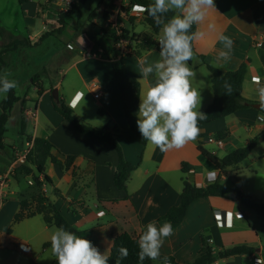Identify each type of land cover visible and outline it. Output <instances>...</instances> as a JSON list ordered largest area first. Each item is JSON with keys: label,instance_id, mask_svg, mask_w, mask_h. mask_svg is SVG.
Returning a JSON list of instances; mask_svg holds the SVG:
<instances>
[{"label": "crops", "instance_id": "obj_1", "mask_svg": "<svg viewBox=\"0 0 264 264\" xmlns=\"http://www.w3.org/2000/svg\"><path fill=\"white\" fill-rule=\"evenodd\" d=\"M214 2L217 11L211 10L203 23L194 24L196 31L204 32L205 36L203 39L194 40V58L188 61L190 68L196 73L192 79V87L200 91V111L204 113L214 101L213 76L206 64L227 73L238 70L246 63L243 96L255 105H259L258 89L264 87V47L258 48L255 44L258 39L264 38V22L255 23L254 10L264 4V0H214ZM32 3L33 1L30 0L29 5ZM57 5L59 7L58 3ZM110 9L97 13L92 20L101 18ZM210 25L213 27H209ZM48 31L47 29L46 32L39 34L36 39L33 37L29 39L35 43ZM65 31L66 29L62 34ZM144 32L149 33L150 30ZM221 33L234 41L229 61L217 60V53L222 49V44L218 40ZM101 38V31L98 35L92 31L84 32L74 44L77 57L71 54V58H63L65 62L73 60L69 69L75 70L79 86L67 104L80 120L98 128L111 125L115 132H121L118 142L124 159L137 167L128 181V190L118 189L114 182L119 162L117 152L106 143L76 132L56 111L52 90L45 89L37 97L35 119L31 120L33 131L30 136L33 139L49 140L55 147L53 154L63 162L67 156L75 157V177L73 168L63 170L60 165L50 161L46 164V174L51 179L52 185H45L43 191L75 229L83 232L86 239L90 240L101 253L109 256L114 239L118 235L129 233L140 236L149 222L155 220L158 226L166 222L163 217L167 212L180 205L185 181L199 187L220 181L224 186L232 187L234 178H238L242 169V164L237 168L239 173L232 168L227 170L229 174L234 172L233 179L230 180L203 157L198 148L201 145L222 159L233 151L246 147L253 140L264 135V111L253 105L237 111L227 119L200 126L197 139L181 149L162 152L148 142L140 160L142 147L126 119L122 95L112 67L114 60L107 57L105 52H101L95 58L87 59L78 49L80 40L100 42L105 47ZM145 59L150 63L158 60L159 52L154 49L144 52L139 57L126 58L124 62L126 75L140 81L141 95L154 83V76L141 79L139 63ZM57 87L58 90L61 89L59 84ZM97 92L101 93L98 99L95 98ZM78 93L90 95L94 103L90 107L92 112H85L87 106L81 107L86 95L83 99H78ZM94 110L97 113L98 110H103L107 115L100 119L95 118ZM30 112L33 111L29 110L25 114L28 115ZM26 121L30 119L26 117ZM26 128L27 125L24 134ZM223 133L225 140H221L224 141L225 146L219 150L226 152L220 157L215 149L211 150L207 147L211 144L206 140L211 135L219 138ZM27 137L23 139L20 147L11 149L6 147L0 152V178L13 177L16 168L23 164L25 152L31 151L34 146L33 142L27 141ZM186 163L190 171L183 173L182 166ZM31 180L32 177L25 176L8 180V199L0 205V264L31 262L52 264L56 261L51 245L49 247L45 245L51 244V235L58 228L48 225L41 215L14 225V218L20 211L21 195L29 187L28 183ZM237 185L239 186V181ZM261 196H264V190L260 192L258 198H264ZM244 208L238 201L224 197H208L194 202L182 224L174 230L171 237L165 239L160 250L161 256H172L178 264H191L198 257L203 241H206L215 254L236 246L256 249L254 255L220 259L214 264H253V262L264 264V236L261 237L254 226L253 215L250 212L252 210L247 208L244 210Z\"/></svg>", "mask_w": 264, "mask_h": 264}, {"label": "trees", "instance_id": "obj_2", "mask_svg": "<svg viewBox=\"0 0 264 264\" xmlns=\"http://www.w3.org/2000/svg\"><path fill=\"white\" fill-rule=\"evenodd\" d=\"M105 1L107 3L110 2V0ZM18 2L24 10L28 9L30 0H18ZM137 2L144 6L153 3V1L150 0H137ZM85 3L86 0H83L79 6L75 7L69 13L60 15L58 20L60 27L57 30L59 31V34H62L65 30V27L67 26V18L80 11ZM173 14L174 13L169 12L167 16L170 18ZM96 16L97 14L94 13L91 18ZM108 16L109 12L107 11L101 16V19L105 20L108 18ZM254 21L256 24L264 22V4L258 6L254 10ZM144 24L148 25L152 32L135 35L134 43L136 44V51L133 54L128 55L126 58L139 57L144 52L154 49L160 52L158 40L155 38L159 36L160 28L147 13ZM191 31L196 32L195 25L192 26ZM0 35L3 40L0 52V75L3 69H5V64L1 58L2 55L15 52L20 48L37 46L46 38H48V36H50L49 34H44L37 42L33 43L30 39H20L13 36L1 26ZM105 38L106 36H102L101 40H104ZM192 46L194 51V41ZM106 56L109 57L108 55ZM126 58H122L120 61H113L112 67L122 95V102L128 125L138 137L139 143L142 147L140 155V160H142L144 150L148 144V141L143 140L136 124L142 88L138 79L126 75L124 69V62ZM202 60L204 61V57H202ZM206 65L213 76L212 84L214 90V101L204 112L207 115V118L199 121V127L219 120L227 119L237 111L247 109L255 105L254 102L247 100L243 96V82L247 73L246 63L242 64L238 70L227 73H223L221 70L208 64ZM33 83L35 84L36 80H33ZM225 84H228L231 87V92L225 88ZM38 88L41 94L44 90L40 86H38ZM19 102L20 98L17 97L15 89H12L7 93V98L2 103V112L0 115V152L6 148L4 140L5 134L7 132V125L11 118V113L14 106ZM55 109L62 115L65 121L75 129L76 132L83 136L106 143L117 152L119 162L117 171L115 173L114 182L118 189L127 191L128 181L137 167L124 159L122 148L118 142L121 132H115L110 127H94L90 124L80 121L78 118H76L74 110L68 106V104H66L63 98H60L59 102H55ZM99 113L102 115H107V113L103 110H100ZM25 126L26 119L23 116L21 121L22 135H24ZM219 138L224 139L225 134H220ZM260 139L264 140V135L253 140L246 147L237 149L222 159L210 153L201 145L199 146L198 150L203 157H205L215 166L218 171L226 175V177L231 180L233 179L234 172L229 174L227 173V170L232 168L239 173L237 168L251 155ZM27 141L30 143L33 142L34 146L27 156L26 163L19 165L16 168L15 178L18 179L20 176L32 177V180L35 183V191L33 194L28 196L21 195L20 211L14 218V225L21 223L25 219L41 215L48 225L54 226L56 228L63 227L68 231L74 232L80 237L86 238L83 232L78 231L68 222L56 205L46 197V194L43 191V187L45 185H52L51 179L46 174V164L50 161L60 165L63 170H70L73 168V174L75 177V157L67 156L66 160L63 162L53 154L55 147L49 140L45 138L33 139L31 136H28ZM182 171L183 173H188L190 171V167L187 163L182 166ZM238 181V178L235 177L232 187H226L220 181H217L214 184L208 185L206 187H199L196 184L185 181L181 194L180 205L171 208L163 217V220L171 222L173 229L176 230L186 218L190 206L194 202L208 197H224L230 200L238 201L245 208L256 212L260 217H264V202L244 194L237 185ZM73 213L75 214V212ZM138 240L139 236L131 235L129 233H122L121 235H118L114 239L113 247L109 255V264H116L117 259L120 257L119 249L122 247L127 249L128 255L127 257L120 260V264H141L138 257ZM50 245L51 244H46L45 247H49ZM255 253L256 249L252 247L236 246L232 249L224 250L218 254H215L212 247L206 241H203V247L198 257L191 264H214L220 259H227L235 256L254 255ZM163 257L164 256H161V260L155 261L146 258L143 261V264L162 263ZM167 257L169 258L171 264H178L174 257ZM30 264L37 263L31 262ZM52 264H57V262L54 261Z\"/></svg>", "mask_w": 264, "mask_h": 264}, {"label": "clouds", "instance_id": "obj_3", "mask_svg": "<svg viewBox=\"0 0 264 264\" xmlns=\"http://www.w3.org/2000/svg\"><path fill=\"white\" fill-rule=\"evenodd\" d=\"M211 10L217 11L214 0H153L142 7V11L160 28L161 34L158 39L159 59L151 63L145 59L139 63L141 79L154 76V83L140 95L136 124L143 140L162 152L181 149L195 141L200 133L199 121L207 118L200 111V91L192 87L196 73L188 61L194 58L193 41L205 36L199 30L192 32V26L203 23ZM169 12L174 13L170 18L167 16ZM218 40L222 49L217 53V60L229 61L234 41L222 33ZM10 75L7 70L0 75V94L5 99L7 93L17 87V82L9 79ZM225 88L231 92L228 84ZM258 91L260 109L264 110V87ZM84 95L78 93L77 98L83 99ZM173 234L171 222L166 221L160 226L155 220L149 222L138 240L141 264L146 258L161 260L160 250L165 239ZM50 243L57 264H109L110 257L101 253L90 240L63 227L51 235ZM119 252L116 264L128 255L123 247ZM162 264H170L167 256L162 258Z\"/></svg>", "mask_w": 264, "mask_h": 264}, {"label": "rangeland", "instance_id": "obj_4", "mask_svg": "<svg viewBox=\"0 0 264 264\" xmlns=\"http://www.w3.org/2000/svg\"><path fill=\"white\" fill-rule=\"evenodd\" d=\"M31 1H33V3L29 5L28 9L24 10L18 0H0V26L10 34L20 39H29V37L36 39L39 34L46 32L48 29L49 31L47 34L50 35L37 46L25 47L19 52L1 56L5 64V69H3L1 75L5 70L11 73L9 79L17 82L15 92L17 97L20 98V102L17 103L12 110L11 118L7 125V132L4 140L7 149L20 147L23 143V139L27 137L26 135L30 136L33 131V121H26V133L22 135L21 121L23 116L26 119L27 115L25 112L29 110L36 114L35 107L37 97L42 94H40L38 86L42 87L43 90L48 89L53 91L59 89L57 87L59 84L61 86L59 90L60 98H63L66 104L75 95L79 86L75 70L69 69L73 60L70 59L69 62H65L63 58L69 59L71 58V54L77 57L74 44L77 43L78 37L84 32L92 31L97 35L100 33L101 28L95 25L91 16L94 13L97 14L109 10L111 7L110 2L107 3L105 0H87L80 11L67 18L68 26L65 28L66 31L64 34L59 35V31H57L59 24L56 25V23L60 15L67 13H63L62 9L58 7V0ZM39 4H41V6H39ZM134 30L137 33H142L147 31L148 28L144 22H142L137 23ZM159 36L155 38L158 40ZM2 41L0 35V52ZM103 44L105 46V54L114 61H119L116 51H111V41L104 39ZM33 80H36L35 84ZM85 95L81 107L87 106L85 112H92L90 107L91 104H94L93 100L87 93ZM4 100V95L0 94V115ZM99 111L100 110H98L97 113L96 110H94L95 118L97 117L100 119L106 116L100 114ZM82 122L94 126L84 120ZM108 127L111 129L113 128L111 125ZM207 147L211 150L215 149L220 157L226 152V150L221 151L217 149L215 144H211ZM13 177L15 178V174H13ZM13 177H10L11 180L9 179V181H12L14 179ZM238 180L239 188L241 190L243 189L244 194L264 202V198H258L260 197V192L264 190V140L259 141L253 150V154L242 163V169L238 174ZM244 210L247 209L244 208ZM250 212L253 215L252 221L254 226L259 235L263 237L264 217H260L253 211ZM64 217L67 219L65 215Z\"/></svg>", "mask_w": 264, "mask_h": 264}, {"label": "built area", "instance_id": "obj_5", "mask_svg": "<svg viewBox=\"0 0 264 264\" xmlns=\"http://www.w3.org/2000/svg\"><path fill=\"white\" fill-rule=\"evenodd\" d=\"M83 0H58L57 3L62 9L63 13H69ZM111 9L107 19L95 18L92 20L96 25L100 26L102 36H106L105 39L111 41V51H116L119 61L122 58H126L128 55L133 54L136 51V44L134 43L135 35L143 34L137 33L134 27L137 23L145 22L146 12L142 11L144 5L137 2V0H110ZM151 31V28L146 25ZM256 47H264V38L258 39ZM78 49L80 54L87 58H95L101 52H104V47L96 41L91 40H80L78 42ZM256 74L258 75L257 69ZM101 97V93H95V98ZM28 119L34 120L35 113L30 112L27 115ZM211 133H208V135ZM209 144H215L218 149L224 148V141L217 138L216 135L207 137L206 140ZM30 151L25 152L22 159V163H26L27 156ZM9 177L0 178V205L3 204L7 199L9 193L7 192ZM26 190H24L25 196L31 195L35 191V183L31 180L28 183ZM223 231V230H222ZM209 235V233H206ZM208 237V236H207ZM253 264H259L253 262Z\"/></svg>", "mask_w": 264, "mask_h": 264}, {"label": "water", "instance_id": "obj_6", "mask_svg": "<svg viewBox=\"0 0 264 264\" xmlns=\"http://www.w3.org/2000/svg\"><path fill=\"white\" fill-rule=\"evenodd\" d=\"M52 97L54 99L55 102H59L60 101V94H59V90L55 89L52 91ZM254 107L260 109V105H254Z\"/></svg>", "mask_w": 264, "mask_h": 264}]
</instances>
